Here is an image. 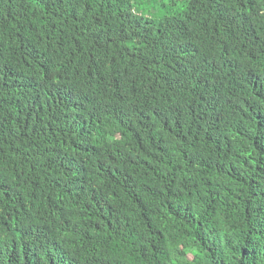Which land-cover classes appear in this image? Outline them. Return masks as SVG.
Masks as SVG:
<instances>
[{
    "label": "trees",
    "instance_id": "16d2710c",
    "mask_svg": "<svg viewBox=\"0 0 264 264\" xmlns=\"http://www.w3.org/2000/svg\"><path fill=\"white\" fill-rule=\"evenodd\" d=\"M0 264H264V0H0Z\"/></svg>",
    "mask_w": 264,
    "mask_h": 264
}]
</instances>
